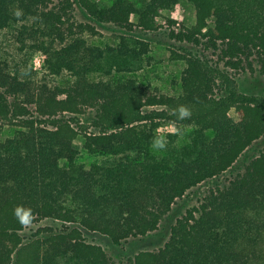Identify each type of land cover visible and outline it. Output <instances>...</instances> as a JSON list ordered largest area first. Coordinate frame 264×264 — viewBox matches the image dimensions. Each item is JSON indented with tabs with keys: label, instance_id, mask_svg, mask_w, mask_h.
Instances as JSON below:
<instances>
[{
	"label": "trees",
	"instance_id": "obj_1",
	"mask_svg": "<svg viewBox=\"0 0 264 264\" xmlns=\"http://www.w3.org/2000/svg\"><path fill=\"white\" fill-rule=\"evenodd\" d=\"M178 1L110 0L99 6L94 0H0V31L19 24V41L35 42L51 70L72 76L65 86H51L21 77L0 60V133L6 122L21 127L0 140V264H116L102 247L87 243L82 230L115 244L149 234L176 199L222 174L264 136V98L237 92L227 79L217 91V69L198 55L183 56L175 96L147 92L131 77L92 75L105 50L87 44L83 33L96 34L95 26L104 23L155 31L161 11ZM185 1L194 6L195 22L172 29L170 38L215 51L217 63L232 70L256 65L264 77V0ZM74 4L89 21H71ZM123 40L107 50L134 58L146 54L144 41ZM181 104L192 109L190 119L173 114ZM89 111L92 131L56 118ZM165 124L181 129L183 139L167 133L166 150L154 154L151 139ZM78 134L89 153L135 156L84 168L77 163ZM16 206L30 208L33 218L69 226L24 241ZM132 262L264 264V151L178 217L162 247L139 251Z\"/></svg>",
	"mask_w": 264,
	"mask_h": 264
},
{
	"label": "rangeland",
	"instance_id": "obj_2",
	"mask_svg": "<svg viewBox=\"0 0 264 264\" xmlns=\"http://www.w3.org/2000/svg\"><path fill=\"white\" fill-rule=\"evenodd\" d=\"M99 6H106L110 0H94ZM58 0H51V4H57ZM73 16L71 21L87 22L89 19L78 5H73V10L69 11ZM174 21V24H169ZM159 28L155 31H146L134 28L131 31L119 28L110 23L98 24L95 26L96 34L83 33L82 37L87 44L98 46L105 50L104 57L98 62V69L92 74L102 80L113 78H134L135 81L147 92L164 94L167 96L178 95L180 89V75L185 67L183 56L194 54L200 56L209 66L217 69V91L224 87V82H229L237 92L254 95L264 98V77L258 72L255 65L252 70H232L226 68L222 63H217L216 54L213 50H206L201 46H196L186 42H179L170 38V31L181 27H190L195 22L194 6L185 1L178 3L169 10L161 11L157 17ZM209 25L213 24V18L208 20ZM21 29L19 24H12L0 31V60L8 64L10 71L18 73L21 77L30 78L35 82H46L49 85L65 86L72 80V76L65 70L54 72L49 68L47 57L31 40L19 41ZM127 45L134 44L135 41H144L147 44V52L141 58H134L131 55H118L116 52L108 51V47H116L121 43V39ZM218 72V73H217ZM144 110H151L146 106ZM228 114L237 119L234 108ZM93 113L86 112L80 115L64 114V117L56 118L70 119L76 123L79 130L91 127ZM21 127L16 124L6 122L1 126L0 140L11 137ZM155 134L160 133L166 140V134L171 132L170 125L165 124L155 129ZM78 147L77 163L89 168L93 164L109 165L116 163L127 157H134L135 154L127 152L125 154L113 155L105 153H89L82 147L83 137L78 134L74 139ZM264 151V136L254 140L246 147L235 162L226 171L217 177L205 180L195 187L190 188L181 197L175 200L169 212H167L159 222L156 230L145 236L129 237L118 244L112 243L107 237L87 230H82L83 239L90 244L102 247L106 254L116 264H133L134 255L142 250H157L164 245L170 235V227L174 221L182 216L187 209L198 205L204 195L212 188L221 186L230 178L241 174L247 163ZM127 156V157H125ZM69 225L55 219L33 218L29 226L24 227L21 234L24 241L47 235L50 232L63 230Z\"/></svg>",
	"mask_w": 264,
	"mask_h": 264
},
{
	"label": "clouds",
	"instance_id": "obj_3",
	"mask_svg": "<svg viewBox=\"0 0 264 264\" xmlns=\"http://www.w3.org/2000/svg\"><path fill=\"white\" fill-rule=\"evenodd\" d=\"M15 15L17 17L22 15L20 10H17ZM174 115L177 116L179 121H183L185 119H190L192 116V109L186 105H179L173 112ZM170 130L179 135L181 139H183V132L181 129L177 128L174 124L170 125ZM167 140L160 133L155 134L150 142V149L155 154L158 152H162L167 148ZM14 215L17 221L24 227H27L31 224L33 219V213L30 208H25L23 206H16L14 209Z\"/></svg>",
	"mask_w": 264,
	"mask_h": 264
}]
</instances>
